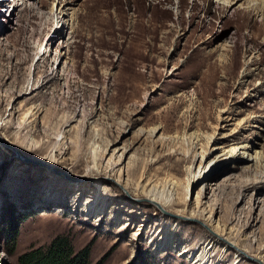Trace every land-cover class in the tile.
<instances>
[{
	"label": "rangeland",
	"instance_id": "1",
	"mask_svg": "<svg viewBox=\"0 0 264 264\" xmlns=\"http://www.w3.org/2000/svg\"><path fill=\"white\" fill-rule=\"evenodd\" d=\"M223 1L0 0V264L58 234L89 243L92 263L189 264L211 239L190 217L204 185L183 201L208 136L262 156L207 172L202 202L247 250L236 259L219 244L207 261L260 264L264 3ZM167 180L178 199L166 212L134 190ZM94 191L105 211L86 216ZM164 225L185 253L153 249Z\"/></svg>",
	"mask_w": 264,
	"mask_h": 264
},
{
	"label": "bare ground",
	"instance_id": "2",
	"mask_svg": "<svg viewBox=\"0 0 264 264\" xmlns=\"http://www.w3.org/2000/svg\"><path fill=\"white\" fill-rule=\"evenodd\" d=\"M248 3H264V0H245ZM230 4V0H224L223 5L220 6V8H224L225 6H228ZM16 6V5H15ZM2 14V13H1ZM3 15V14H2ZM158 131L157 127L150 128L148 131V134L151 136L155 135ZM163 136H159L160 140ZM192 138H194V135H190L188 137V140L192 142ZM198 138V137H196ZM163 139V138H162ZM207 145H208V151L204 152L201 150L202 155H200V164L197 169V173L193 170V164L195 161V157L193 159V162L189 167L187 168V178H186V184L184 186V200L186 202V199L189 196V190L194 184L196 183H202L204 185V190H200L196 193V196L194 198V201L191 203L190 207V217L200 218L204 221V223L207 225L211 239L207 242V244L201 249L199 252H188L184 254L186 256V259L188 260L189 264H222L220 262H208V258H210L211 250L213 247L221 244L224 249L233 248L234 255H236V259H238L241 255L247 254V250H242L239 248L236 242L230 241L229 235L230 230L226 227L220 224L218 220H215L214 218V208L207 203L208 201L202 202L201 194H203V191L209 190L210 187V177L208 176L207 172H210L211 169L216 166L217 160L224 159V160H243L246 162H259L261 158V153L258 151L250 152L248 145L245 143L242 146L232 145L229 148H225L222 143L220 142L219 138H216L214 136H208L207 137ZM192 144V143H191ZM125 154V151L121 153L120 156L117 157V160H121ZM130 163V161H129ZM127 163V165L129 164ZM130 165V164H129ZM98 169V168H97ZM132 169V168H131ZM122 181L121 176L119 175L117 177L116 183L120 184ZM128 183V179L125 182V185ZM141 183H138L135 185L134 190H140L144 196H142L145 200L154 203L159 204L165 211V207L168 205H173L177 201V190L175 188L176 183L174 181H166L160 188V185H155L154 183L147 188L144 185H140ZM146 184V183H145ZM130 185V184H129ZM148 185V184H147ZM127 186V185H126ZM125 189V188H124ZM212 189V188H211ZM127 192V191H126ZM130 192V191H129ZM127 192L126 194L128 196H132ZM133 194V193H132ZM47 195V194H45ZM94 197H89L91 199L86 200V205L82 208V211L86 216H100L104 213L103 205L100 204L101 202H104V196L100 192L94 191L93 193ZM78 198V196L76 197ZM141 198V197H140ZM182 201V200H181ZM178 203V202H177ZM184 203V202H183ZM85 204V203H84ZM119 206V205H118ZM117 206V207H118ZM190 206V205H189ZM125 208L124 206H120ZM187 208V207H186ZM60 208L58 207V210ZM120 209V208H119ZM122 209V208H121ZM128 210V209H127ZM162 210V209H161ZM177 210V209H176ZM186 210V209H185ZM186 212V211H185ZM179 214V213H178ZM184 215V214H183ZM165 231L164 234L160 237L158 241L153 243V249L155 251H161L166 249H179L182 250V254L185 253L183 250V247H177L176 243L173 241V231L172 229L174 227H166L164 225ZM228 229V230H227ZM161 233V232H160ZM227 235V236H224ZM153 236V232L149 234V237ZM159 236V235H158ZM234 240V239H232ZM245 240V239H244ZM236 241V240H234ZM245 245V244H244ZM241 259V258H240ZM260 264H264V253H259V256L257 257Z\"/></svg>",
	"mask_w": 264,
	"mask_h": 264
},
{
	"label": "trees",
	"instance_id": "3",
	"mask_svg": "<svg viewBox=\"0 0 264 264\" xmlns=\"http://www.w3.org/2000/svg\"><path fill=\"white\" fill-rule=\"evenodd\" d=\"M20 264H99L90 260V244L75 250L68 236L58 234L45 247L39 246L18 255Z\"/></svg>",
	"mask_w": 264,
	"mask_h": 264
},
{
	"label": "water",
	"instance_id": "4",
	"mask_svg": "<svg viewBox=\"0 0 264 264\" xmlns=\"http://www.w3.org/2000/svg\"><path fill=\"white\" fill-rule=\"evenodd\" d=\"M160 209H162L164 211V209L159 205V204H156Z\"/></svg>",
	"mask_w": 264,
	"mask_h": 264
}]
</instances>
